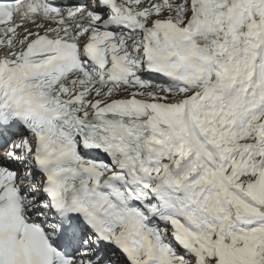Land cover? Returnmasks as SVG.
I'll list each match as a JSON object with an SVG mask.
<instances>
[{
  "label": "snow or ice",
  "instance_id": "1",
  "mask_svg": "<svg viewBox=\"0 0 264 264\" xmlns=\"http://www.w3.org/2000/svg\"><path fill=\"white\" fill-rule=\"evenodd\" d=\"M0 264H264V0H0Z\"/></svg>",
  "mask_w": 264,
  "mask_h": 264
}]
</instances>
